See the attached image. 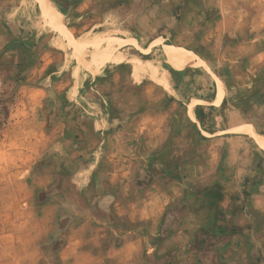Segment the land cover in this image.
<instances>
[{"label": "crops", "instance_id": "1", "mask_svg": "<svg viewBox=\"0 0 264 264\" xmlns=\"http://www.w3.org/2000/svg\"><path fill=\"white\" fill-rule=\"evenodd\" d=\"M103 1L94 21L121 7L116 0ZM134 1L121 5L129 8ZM203 3L205 25L192 11L186 21L190 32L204 31L202 38L184 49L194 55L205 50L211 63L233 67L244 78L264 75L261 6L254 7L252 29L239 23L232 29V12L222 0ZM53 5L0 0V99L19 82L0 131V223L17 224L9 233L13 241L5 244L10 258L0 264H180L197 224L190 214L163 223L169 197L156 180H145V165L147 145L158 140L163 125L161 104L167 95L173 104L192 100L195 76L173 68L164 54L127 55L134 46L121 45L135 39L141 47L130 27L114 32H132L130 37L111 36L109 30L111 35L88 42L83 26L70 28ZM144 5L143 12L164 25L176 0H144ZM180 36L174 35L175 44ZM69 46L79 54L92 48V59L85 54L76 62ZM165 55L169 62L176 57ZM153 70L167 78L168 89L152 79ZM216 98L214 80L205 105L215 107ZM225 100L224 92L220 105ZM22 224L28 226L18 230ZM239 237L217 254L186 264H223L227 255L232 260L241 254Z\"/></svg>", "mask_w": 264, "mask_h": 264}, {"label": "rangeland", "instance_id": "2", "mask_svg": "<svg viewBox=\"0 0 264 264\" xmlns=\"http://www.w3.org/2000/svg\"><path fill=\"white\" fill-rule=\"evenodd\" d=\"M116 1L115 7H121L114 14L94 21L92 17L105 4L103 0H50L57 11L67 16L66 23L70 28L77 30L78 24L83 26L82 29L88 32V42L111 33V36L119 38L135 33L141 47L134 45L135 39L121 45L120 48L134 46V49L126 50L127 55L154 54L155 58L164 54L173 68L187 70V73L192 72L195 76V80H192V100L181 99L173 104L170 95H167L161 104L165 113L160 119L163 125L158 127V140L155 137L147 145L150 151L145 165V180H156L169 197L163 223L170 218L180 220L190 214L197 224L190 244L180 252V264L217 254L230 246L233 237L237 236H240L241 254L233 256L232 260L227 255L223 264H264V187L258 186L259 183L264 184V158L259 159V151L264 153V75L256 80L244 78L233 67L211 63L205 50L194 55L184 49L202 38L204 31L190 32L186 21L192 11L200 15L199 20L205 25L207 20L203 0H176L173 15L170 14V19L164 25L143 12L144 0H135L129 8L121 5L127 0ZM222 1L232 12L228 13L232 17V29L238 23L252 29L254 7L261 6L264 11V0ZM78 7H82V11L74 13ZM132 12L134 15L128 16ZM78 16L80 21L75 20ZM126 27L133 32L128 34L130 36L124 32L114 33L117 28ZM64 33L67 39L73 37L69 31ZM176 33L181 35L179 43L176 42L178 46L173 42ZM152 40L156 41L148 47ZM169 46L174 47L173 50ZM69 47L74 49L71 58L76 62L85 54L87 59H92V48L86 47L79 54V48ZM168 51L176 56L171 62L165 55ZM151 77L168 89L165 76L157 77L153 70ZM214 80L217 98L215 107L208 108L205 100L210 96ZM18 84V80L10 84L9 94L0 99V131L7 125L13 91ZM111 90L115 92L113 87ZM224 92L226 100L220 105ZM48 100L43 101L49 104ZM49 102L52 103L51 100ZM51 113H48L49 116ZM16 226L13 223H0V260L10 258V249L5 244L13 241L9 233ZM27 226L18 225L17 229L24 230Z\"/></svg>", "mask_w": 264, "mask_h": 264}, {"label": "bare ground", "instance_id": "3", "mask_svg": "<svg viewBox=\"0 0 264 264\" xmlns=\"http://www.w3.org/2000/svg\"><path fill=\"white\" fill-rule=\"evenodd\" d=\"M170 47H171V46H170ZM170 50H173V47H171ZM168 54L173 55V53H171V51H168ZM192 106H193V105H192ZM192 106H191V107H192Z\"/></svg>", "mask_w": 264, "mask_h": 264}]
</instances>
